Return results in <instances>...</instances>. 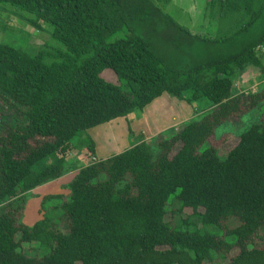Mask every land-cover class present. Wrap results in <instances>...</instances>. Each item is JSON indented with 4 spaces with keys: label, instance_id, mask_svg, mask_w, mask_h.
<instances>
[{
    "label": "trees",
    "instance_id": "obj_1",
    "mask_svg": "<svg viewBox=\"0 0 264 264\" xmlns=\"http://www.w3.org/2000/svg\"><path fill=\"white\" fill-rule=\"evenodd\" d=\"M175 1L0 0V13L50 29L37 51L0 44V264H264V122L226 159L201 151L264 102L234 95L237 74L262 65L264 0H206L213 36L181 25L163 6ZM164 95L208 110L155 147L96 158L89 130ZM70 173L69 193L45 196L27 225L34 191ZM173 196L174 216L189 211L180 225L166 221Z\"/></svg>",
    "mask_w": 264,
    "mask_h": 264
},
{
    "label": "rangeland",
    "instance_id": "obj_2",
    "mask_svg": "<svg viewBox=\"0 0 264 264\" xmlns=\"http://www.w3.org/2000/svg\"><path fill=\"white\" fill-rule=\"evenodd\" d=\"M175 2L163 6L166 7V11L168 10L181 25L186 26L194 34L213 36L212 32L216 25H211V22L207 20L203 21L202 18L199 20L201 17H199L200 12L206 0H182ZM47 42H50L49 28L45 27L43 31H37L15 16L0 13V44L37 51L42 49L43 45ZM112 76L107 73L104 75V78L115 81ZM234 79V95L236 96L242 93L260 94L264 92V57L261 68L249 66L243 75L238 73ZM207 108V104L185 105L170 96L164 95L147 107L144 112H136L132 116H129L128 120L118 119L112 123L101 125L89 130L88 134L96 145V158L107 159L145 140L155 147L159 141L173 137V135L181 131L185 123L207 111ZM228 122L216 130L215 137L210 141L208 140L202 146L201 151L214 147L218 153V157L226 159L229 152L239 143V135L243 131L264 122V102L262 101L248 113L238 115V117ZM129 126H131L132 130L129 129ZM180 148L181 144H177L172 157ZM84 152L86 153L87 150L84 149L83 154ZM77 155H79L78 158H81V163L84 164L90 162L88 159L92 158V156H90L91 158L89 157V154L71 153L73 158ZM71 177L65 176L59 182L49 184L56 185L53 187L48 186L51 188L49 190H46L48 187H42L34 191L35 194H40L36 195V198L38 196L41 197H38V199L30 198L24 214V222L27 225H33L37 219H43L40 206L42 199L47 193H49L48 195H53L57 192H69L68 189H66L67 191L63 190L65 189L63 187L60 189V186L67 184ZM171 199L174 201L175 196ZM179 208L176 201L169 205L168 215L166 216V221L169 224L171 222L172 224L180 225L184 219H187L186 214H189V211H185L183 215L175 214L174 216L173 212L178 211ZM212 230L215 231L214 228ZM237 252L238 250L233 253ZM214 258L215 262L208 264H228L229 262V259L227 258L226 260L223 254L220 256L216 255Z\"/></svg>",
    "mask_w": 264,
    "mask_h": 264
},
{
    "label": "crops",
    "instance_id": "obj_3",
    "mask_svg": "<svg viewBox=\"0 0 264 264\" xmlns=\"http://www.w3.org/2000/svg\"><path fill=\"white\" fill-rule=\"evenodd\" d=\"M182 104H185V103H182ZM186 105V104H185ZM75 175H76V173H70V174H67V175H65V176H72L71 177V179L68 181V183H70L73 179H74V177H75ZM65 176H63L62 178H64ZM62 178H60V179H58V180H56V181H53V182H50V183H48V184H46V185H44V186H41V187H39V188H42V187H48V186H50V187H53V186H56V185H49V184H52V183H55V182H59ZM67 183V184H68ZM67 184H64V185H62V186H60V189H62V187L64 188ZM50 187H48L46 190H49V189H51ZM39 188H37V189H39ZM36 189V190H37ZM63 190H65V189H63ZM67 191V190H66ZM42 192V191H41ZM69 193V192H68ZM68 193H62V192H57V193H55V194H65V195H67ZM48 194L49 193H47V195H45V196H48ZM35 195H40V194H38V193H36ZM43 195V194H42ZM44 196V197H45ZM39 197V196H38ZM38 197L36 198V199H38ZM41 197V196H40ZM39 197V198H40ZM43 197V196H42ZM40 215V214H39ZM38 220H40V219H37L36 220V222H38ZM35 222V223H36ZM34 225V224H33Z\"/></svg>",
    "mask_w": 264,
    "mask_h": 264
},
{
    "label": "built area",
    "instance_id": "obj_4",
    "mask_svg": "<svg viewBox=\"0 0 264 264\" xmlns=\"http://www.w3.org/2000/svg\"><path fill=\"white\" fill-rule=\"evenodd\" d=\"M261 51L264 53V46H263V47H261ZM263 56H264V54H263Z\"/></svg>",
    "mask_w": 264,
    "mask_h": 264
}]
</instances>
